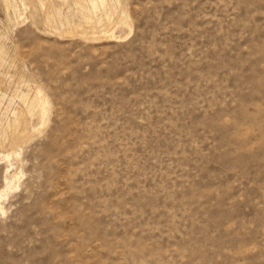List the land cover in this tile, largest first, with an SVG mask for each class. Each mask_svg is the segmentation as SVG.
Wrapping results in <instances>:
<instances>
[{"label": "rangeland", "instance_id": "374dc122", "mask_svg": "<svg viewBox=\"0 0 264 264\" xmlns=\"http://www.w3.org/2000/svg\"><path fill=\"white\" fill-rule=\"evenodd\" d=\"M0 142V264H264V0H0Z\"/></svg>", "mask_w": 264, "mask_h": 264}, {"label": "bare ground", "instance_id": "6f19581e", "mask_svg": "<svg viewBox=\"0 0 264 264\" xmlns=\"http://www.w3.org/2000/svg\"><path fill=\"white\" fill-rule=\"evenodd\" d=\"M34 2V1H33ZM31 3H32V1H31ZM36 4V3H35ZM39 4V3H38ZM37 6V5H36ZM42 6V5H41ZM38 9V8H37ZM82 28V27H81ZM32 107V106H31ZM19 116L22 118L23 116L21 115V114H19ZM18 120H20L19 119V117H18ZM18 122V121H17ZM19 125V124H18ZM13 127H15V126H13ZM22 128V127H21ZM15 130V129H14ZM21 130H23V129H21ZM10 132V131H9ZM10 135V138H8V139H10V141L11 142H15L16 144H18L19 142L21 143L24 139H25V137H26V133L24 132V131H20V130H17V131H14V132H11V134H9ZM5 140H6V137L4 138ZM9 141V140H8ZM3 142V141H2ZM1 143V142H0ZM3 144H4V142H3ZM9 144V143H8ZM11 145V144H10ZM9 145V146H10ZM14 145V144H13ZM9 159V158H8ZM17 177H18V175L16 176V174L14 173L13 175H12V178H11V176H10V178H11V180H8V181H10V182H8V183H10V184H8L6 187V189H8V190H10V189H12V188H14V187H16V181H15V184L13 183V180L14 179H17ZM6 192L5 191H1L0 192V200L3 198V197H5L6 196V194H5ZM1 208V207H0Z\"/></svg>", "mask_w": 264, "mask_h": 264}]
</instances>
